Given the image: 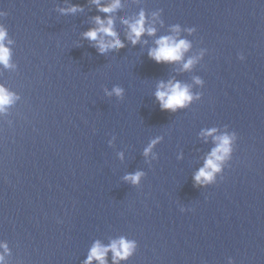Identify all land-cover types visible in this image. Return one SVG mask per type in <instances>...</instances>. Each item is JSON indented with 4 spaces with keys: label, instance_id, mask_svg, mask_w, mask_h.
Returning a JSON list of instances; mask_svg holds the SVG:
<instances>
[{
    "label": "water",
    "instance_id": "obj_1",
    "mask_svg": "<svg viewBox=\"0 0 264 264\" xmlns=\"http://www.w3.org/2000/svg\"><path fill=\"white\" fill-rule=\"evenodd\" d=\"M141 12L156 31L132 45L123 21ZM97 16L125 47L101 54L84 37ZM0 26V86L13 94L0 111L4 264H83L95 241L121 237L136 247L120 264H264V0H120L111 13L0 0ZM168 35L190 48L156 63L148 52ZM169 81L193 96L175 112L155 96ZM213 128L237 139L214 181L194 186Z\"/></svg>",
    "mask_w": 264,
    "mask_h": 264
},
{
    "label": "clouds",
    "instance_id": "obj_2",
    "mask_svg": "<svg viewBox=\"0 0 264 264\" xmlns=\"http://www.w3.org/2000/svg\"><path fill=\"white\" fill-rule=\"evenodd\" d=\"M97 5L98 11L104 13H111L120 7V0H112L107 5H102L101 0H92ZM78 9L82 10L80 6L74 5L66 11L75 12ZM95 23L98 25L96 28L89 29L83 35L90 41H95V47L103 54L107 50H119L125 47L123 41L120 40L118 34L113 29V20L109 17L106 20L101 19L99 16L95 17ZM123 23L128 27L129 31L126 34V39L131 42L132 45H136L140 42L142 35L147 33L148 35H154L156 29L152 26L146 27L145 14L141 12L139 17L133 21L124 20ZM194 30V29H193ZM174 32H179V27L173 28ZM105 37L111 39L106 40ZM7 41L6 30L0 26V64L5 67L9 66L10 50L5 46ZM11 43V41H7ZM156 47L151 48L148 52L150 59L156 63L166 62H179L183 59L184 53L190 48V43L185 39H177L175 36H161L155 41ZM240 60H244V56L239 55ZM193 60L189 59L184 65V69L190 68L193 64ZM197 83L201 81L197 80ZM117 94L121 91L115 89ZM157 100L159 101L162 111L168 110L175 112L179 108H184L190 104L193 99L192 94L189 91L187 85H182L180 82H171L167 84L161 82L158 90L155 93ZM13 102V94L6 88L0 86V111H3L6 106ZM217 129L213 128L202 133L203 136H212L215 143V147L205 159L203 167H201L193 176L195 181L194 186H206L214 181L215 174L222 171L223 162L227 161L231 157L233 151L232 144L237 139L236 133H224L221 135H215ZM156 141H153L147 149H145V155L151 151L152 145ZM141 172L135 174H129L125 177L126 180H130L133 184L139 182ZM184 212V209H181ZM5 252H8L7 244H0ZM136 244L134 241H129L124 237L117 240H112L108 245H102L100 241H95L90 247L83 264H93V261L98 264H108L107 254L109 251L112 253V264H120L121 261H126L134 252ZM0 264H4V256L0 255ZM229 264H235L234 260L230 257Z\"/></svg>",
    "mask_w": 264,
    "mask_h": 264
}]
</instances>
